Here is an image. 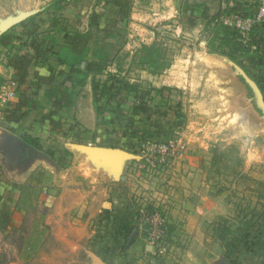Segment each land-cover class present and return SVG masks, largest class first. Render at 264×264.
I'll use <instances>...</instances> for the list:
<instances>
[{
	"label": "rangeland",
	"instance_id": "rangeland-1",
	"mask_svg": "<svg viewBox=\"0 0 264 264\" xmlns=\"http://www.w3.org/2000/svg\"><path fill=\"white\" fill-rule=\"evenodd\" d=\"M186 2L56 0L47 9L48 20L58 19L56 28L65 26L60 43L82 33L90 48L100 50L107 64L97 81L109 71L143 90L168 89L151 92L142 105L124 91L122 102L112 103L126 114L116 139L126 135L128 152L136 156L127 159L117 180L94 179L91 156L83 175L67 171L72 159L55 164L63 141L52 135L41 138L43 150L35 158L40 165L30 182L14 185L18 193L6 195L0 177V264H97L95 257L106 264H223L226 254L240 264L263 261L255 255L264 250V242L256 241L264 232V103L250 75L208 47V23L230 8L228 0ZM253 2L257 7L258 0ZM95 11L108 24L107 32L89 29ZM241 11L228 17L243 16ZM189 16L196 18L194 25ZM46 30L58 33L52 26ZM153 43L170 63L158 73L142 63L141 47ZM103 119L92 130L102 134L111 128ZM88 136L73 140L94 146ZM170 139L183 149L166 151L153 165L140 158L143 144L159 147ZM44 152L53 170L48 183L42 182L50 168ZM114 210L130 214L136 225L131 238L118 244ZM150 213L166 223L155 243L140 221Z\"/></svg>",
	"mask_w": 264,
	"mask_h": 264
},
{
	"label": "crops",
	"instance_id": "crops-1",
	"mask_svg": "<svg viewBox=\"0 0 264 264\" xmlns=\"http://www.w3.org/2000/svg\"><path fill=\"white\" fill-rule=\"evenodd\" d=\"M186 1L187 0H180L182 5L187 3ZM253 1L254 0H228L229 3L227 7L231 8L234 5H239L242 8L243 6L246 7L247 4L255 7L254 4H252L254 3ZM55 3L56 0H0V35L8 30L12 32V28L14 26H17L20 21L28 18L31 15H35V13L46 14V16H41L40 19L36 16V32L40 34L49 32L48 30H46V28H48V26H52V28L53 26H56L58 19L48 20L47 9L53 7ZM24 16L26 17L18 22H15L18 18ZM58 28H61V30H58L57 34L50 32L53 35V38L55 39L54 44L50 45L49 50L51 53H56L59 46L61 44H64L60 43V40L61 37L66 34L65 26L59 25ZM17 29L18 27H16L15 31L18 34H21V31H18ZM254 31L255 33L252 34V37L254 38V40H252V48L255 49L257 59L255 66L252 67L250 70L251 74L258 78L259 83L262 84L264 88V18H262L255 25ZM68 34L72 35L71 33ZM74 38L75 36L71 39ZM30 40L31 38L28 39V42H30ZM23 49V47H13L8 53V55L5 57L4 55L6 54L0 52V85L6 79L13 78L14 69L11 65H9L8 60L13 55L19 54ZM94 50L95 49L90 48V55L88 57L89 59L91 58L92 52ZM60 69L65 72H68V67L60 66L55 62L53 58H50L48 61H45L41 65H31V77L33 78V74L37 73L47 79L50 74H53L59 71ZM92 76L93 75L90 74L87 77V80L83 85L82 89L78 92V94L75 95V103L71 107H63L58 110V115L55 118L62 122V126L64 128L68 124L77 123L78 125H80L81 129L85 128L90 131H95L92 130L94 125L98 127L99 118L95 113L92 103ZM55 83L56 82L54 81L53 84ZM47 84L48 83L44 82L37 87L36 85H33L31 82L28 81L27 84H25V87H23V89L26 88V101L28 103L26 105L20 106V110L17 107L20 103L18 96H16L14 99L9 101L5 105L0 104V177L3 178L4 183H2L6 188V195L9 196L11 195V193L13 194L14 192H16L17 188H15L14 190V185L19 183L30 182V175L32 174V172H34L35 168L40 165L39 163L35 162V158L40 155V150L33 147V149L36 150L35 151L30 148L31 145L26 146L24 144L23 139L24 135H31L32 137L38 138L40 144V140L43 135H52V139L57 138V141L62 139V153L68 155L67 160L72 159V165L67 169V171H73L74 175H83L86 173V171H84V168L88 166L87 157L91 156L90 167L92 168V170L90 169V173L95 176L94 179H96L97 181H113L120 178L124 172V167L126 165L125 159L117 161L113 158H110V156H113L111 155L112 153L106 154L104 153L105 151H103V153L88 154L86 150L82 148L84 144L74 141L71 136L64 137L60 133L52 131L51 126L48 124V120L44 119L45 115L49 114L53 110L52 102L45 93V91L49 88V85ZM84 96L87 98L85 103H83ZM261 96L263 100L262 93ZM31 105H34L32 109L29 108ZM14 109L18 113L29 109L30 110L22 120L18 122H9L6 119V115L8 112H11ZM96 133L98 135L96 139L97 143H93L91 141H88L87 143H93L94 146L98 147L119 148L126 151H130V147L128 145H125L127 144L125 143L127 141L126 135L124 136L122 134L123 136H121V140H117L114 133V135L110 134L107 137L105 136L104 132H102V134H99L100 132L97 130ZM88 137L91 138L90 135ZM116 141H118L117 144ZM120 143H123V146L120 145ZM129 145L131 144L129 143ZM41 150H43V148ZM45 158L46 163L50 168L46 171L44 169L45 173L44 177L42 178V182L48 183L50 181V177H52L51 173L53 172V170H51L52 165L50 163V159L48 157H45L44 152V161ZM55 164L57 163L55 162ZM47 165L43 164V167H47ZM1 188L2 187L0 186V189ZM114 211L113 213L115 216V220L114 216H112V220L114 222L112 227H114V236L116 240L118 239V241L116 242L118 244L121 238L122 240H125L127 237H129V231L135 224H133L132 217L130 214H126L125 212L121 213L119 211ZM117 215H119L118 221ZM261 241L264 242V240ZM263 254V249L257 252V254L255 255V257H257V262L262 259ZM259 264L261 263L259 262Z\"/></svg>",
	"mask_w": 264,
	"mask_h": 264
},
{
	"label": "trees",
	"instance_id": "trees-1",
	"mask_svg": "<svg viewBox=\"0 0 264 264\" xmlns=\"http://www.w3.org/2000/svg\"><path fill=\"white\" fill-rule=\"evenodd\" d=\"M251 6L242 9V12L241 6L234 5L231 8L224 9L220 14L229 16L231 13L240 14L241 11L243 16H246L254 12L255 8ZM36 16V14L31 15L20 21L17 26L12 28V32L9 30L3 32L0 35V52L5 53V57L13 47L18 46L19 48H24L19 54L13 55L8 60L9 65L14 69L13 79L18 83L16 96L19 97L20 101L17 106L19 110L20 106L28 103L26 101V88L23 89L28 81L37 87L44 82L48 83L47 85H49V88L45 93L52 102L53 110L45 115L44 119L48 120V124L51 126L52 131L60 133L64 137L71 136L78 142H82V140L84 141L81 137L82 134H88L91 136L90 141L97 143L96 139L98 135L96 131H90L85 128L78 130V124H68L64 128L62 122L55 118L58 115L59 109L63 107H71L75 103V95L82 89L90 74L93 75L91 88L93 96L92 103L95 113L99 118V121L100 117H103L106 126L111 125V128H106L104 130L106 137L119 131L120 127L122 129L123 122L126 119V114L122 112L120 107L115 108V106H112L113 102H122L120 94L123 91L126 94H133L137 104L142 105L144 100L150 96L151 92H156L161 95L168 89L162 87L158 89L152 88L151 91L143 90L136 83L124 82L122 79L118 78L114 79L112 76L113 74L109 71L106 73V78L102 82L97 81L95 75L105 72L107 62L98 48L92 52L91 58H88L90 55V47L88 46V43H85L86 35L82 33L76 34L72 42L61 44L56 53H51L49 50L50 45L54 44L55 39L50 31L45 32L44 34L36 32ZM187 18L191 25L195 24V18L192 16ZM211 23L209 22L208 24L210 25L207 26L208 31L211 33L210 39L207 43L210 52L225 56L242 67V69H244V71L248 73L252 80L257 84L264 100V88L262 84L259 83L258 78L251 74L250 70L255 66L257 59L255 49L252 48L253 42L250 40L247 44H243L239 41L241 35L235 28L233 29L221 22ZM88 26L89 29L94 27L104 32L108 31V24L101 21V13L96 11L92 12L90 15ZM16 27H18V31H21V34H18L15 31ZM254 27L251 30V34L255 33ZM53 28L61 30V28H56V26H53ZM29 38H31L30 42H28ZM141 49L142 52H145L144 57H142V63H147L150 67V72L158 73L169 67L170 63L164 62V58L162 57L165 53L157 48L156 43H153L151 46H142ZM50 58H53L58 65L68 67V72L60 69L59 71L50 74L47 79L35 73L32 78L31 65H41ZM54 81L56 82L55 84H53ZM33 107L34 105H31L29 108L32 109ZM29 110L18 113L14 109L7 113L6 119L9 122H18L28 114ZM107 115L115 116L117 118L116 122L107 118ZM115 126L118 127L116 128ZM23 139L28 145H31L38 150L42 149L38 138L32 137L31 135H24ZM60 153V157L55 159L58 165H62L68 161V155L63 154L62 151ZM1 200L2 196L0 192V205L2 204ZM260 238L261 240H264V232L263 237L260 236ZM260 238H256V241H261ZM225 257L228 258L232 264H240L239 260H233L227 254ZM262 260L261 264H264V254Z\"/></svg>",
	"mask_w": 264,
	"mask_h": 264
},
{
	"label": "built area",
	"instance_id": "built-area-1",
	"mask_svg": "<svg viewBox=\"0 0 264 264\" xmlns=\"http://www.w3.org/2000/svg\"><path fill=\"white\" fill-rule=\"evenodd\" d=\"M254 8L255 10L253 12V15L252 13L246 16L237 15L234 20L228 16L220 15L215 19V22H221L224 25L233 26L241 35L239 41H241L243 44H247V42L252 38L250 37L252 36V28L262 18H264V0H258L257 7ZM17 88L18 83L14 81L13 78L6 79L0 85V104L5 105L6 103L14 99L17 94ZM180 149H183V145L176 139H170L167 142L161 144V146L159 147L143 144L140 148V158H142V160H144L146 164L153 165L154 158H156L158 161H162L164 159V153L166 151L175 153ZM151 206L155 207L153 204H151ZM139 211L141 212L140 215L144 213V210L142 208H140ZM155 211L156 210H153V212ZM160 220L161 218H158L156 213H150L146 216L143 215V217H141L140 219L143 224V228L145 230H150L148 232L151 243H155V241L161 237L162 231L164 230V227H166V223H164L163 220Z\"/></svg>",
	"mask_w": 264,
	"mask_h": 264
},
{
	"label": "water",
	"instance_id": "water-1",
	"mask_svg": "<svg viewBox=\"0 0 264 264\" xmlns=\"http://www.w3.org/2000/svg\"><path fill=\"white\" fill-rule=\"evenodd\" d=\"M26 16H24V17H21V18H18L15 22H18V21H20V20H22L23 18H25ZM258 88V87H257ZM259 89V88H258ZM259 92H260V90H259ZM260 99H262V96H261V92H260ZM264 103V102H263ZM24 144L26 145V146H30V145H28L25 141H24ZM30 148L32 149V150H35V149H33V147L32 146H30ZM82 148H84L85 150H86V152L88 153V154H93V153H102L103 151H105L104 153H106V154H111L112 152H114V153H118V154H111V155H113V156H110V158H113V159H115V160H126L127 161V159L129 160V159H133V158H135L136 156H134L133 154H131V153H129L128 151H126V150H123V149H119V148H109V147H98V146H91V144H89V145H83L82 146ZM36 151V150H35ZM96 258V260H97V264H106L105 262H103L100 258H98V257H95ZM222 262H223V264H232L231 262H230V260L229 259H227V258H222Z\"/></svg>",
	"mask_w": 264,
	"mask_h": 264
},
{
	"label": "flooded vegetation",
	"instance_id": "flooded-vegetation-1",
	"mask_svg": "<svg viewBox=\"0 0 264 264\" xmlns=\"http://www.w3.org/2000/svg\"><path fill=\"white\" fill-rule=\"evenodd\" d=\"M135 226H136V225H133V227H132L131 230L129 231V237H127L126 239L131 238L133 232H135ZM130 240H131V239H130Z\"/></svg>",
	"mask_w": 264,
	"mask_h": 264
}]
</instances>
